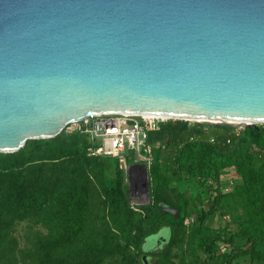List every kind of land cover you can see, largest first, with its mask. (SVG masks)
Returning a JSON list of instances; mask_svg holds the SVG:
<instances>
[{"label":"water","instance_id":"95a60500","mask_svg":"<svg viewBox=\"0 0 264 264\" xmlns=\"http://www.w3.org/2000/svg\"><path fill=\"white\" fill-rule=\"evenodd\" d=\"M94 115L264 124V0H0V152Z\"/></svg>","mask_w":264,"mask_h":264},{"label":"trees","instance_id":"16d2710c","mask_svg":"<svg viewBox=\"0 0 264 264\" xmlns=\"http://www.w3.org/2000/svg\"><path fill=\"white\" fill-rule=\"evenodd\" d=\"M146 142L149 203L140 211L128 203L118 158L88 154L79 130L0 152V264H17L5 243L13 223L28 218L46 232L32 253L20 251L23 264H143L144 255L150 264H264V124L242 129L167 119ZM227 169L233 178L224 192ZM161 204L180 209L179 216ZM217 212L235 228H211ZM161 228L165 240L145 249Z\"/></svg>","mask_w":264,"mask_h":264},{"label":"built area","instance_id":"2783aa9c","mask_svg":"<svg viewBox=\"0 0 264 264\" xmlns=\"http://www.w3.org/2000/svg\"><path fill=\"white\" fill-rule=\"evenodd\" d=\"M166 120L148 115H94L73 122L68 131L79 130L87 136L88 154L116 157L123 169L128 167L126 160L129 158L133 162H144L141 166H149L152 146L146 142L148 132ZM225 180L228 183L222 185L224 192L232 183L231 178Z\"/></svg>","mask_w":264,"mask_h":264},{"label":"rangeland","instance_id":"374dc122","mask_svg":"<svg viewBox=\"0 0 264 264\" xmlns=\"http://www.w3.org/2000/svg\"><path fill=\"white\" fill-rule=\"evenodd\" d=\"M68 126H72L68 125ZM66 131L70 130L68 127L65 128ZM142 161H132L130 163L126 162L128 167H124V181L127 185L128 191V203L136 211H140L141 206H144L149 203V177H148V166H141ZM130 165V167H129ZM120 166V164H119ZM121 167V166H120ZM122 168V167H121ZM233 174V169H227L226 175H223L222 179H230ZM233 178V176H232ZM183 186L186 187V192H190L195 188L193 181L188 179L183 182ZM221 213V212H220ZM194 219L193 215H190L184 220V224L190 225ZM208 224L211 228L223 227L226 224H229L230 229H234V224L231 223L228 215H221L218 212L215 213L208 221ZM46 230L37 223L34 219L28 218L22 221H15L13 226L9 231V239L7 238L5 245L11 247V252L16 259L17 264H23L20 259L22 254L20 251L23 250L28 253H32L31 246L38 240L39 237H42L45 234ZM160 235L166 237L168 235V230L161 228L159 230ZM156 243L154 236H149L144 243L145 249H149ZM10 251V250H9ZM175 253V248L173 250ZM177 261V257H174ZM152 261L149 258V264ZM219 261V259H218ZM211 264H216V261H213Z\"/></svg>","mask_w":264,"mask_h":264},{"label":"flooded vegetation","instance_id":"af4514ba","mask_svg":"<svg viewBox=\"0 0 264 264\" xmlns=\"http://www.w3.org/2000/svg\"><path fill=\"white\" fill-rule=\"evenodd\" d=\"M162 242V241H161ZM160 245V243L159 244H157V245H153L152 247H150L151 249H154V248H157L158 246Z\"/></svg>","mask_w":264,"mask_h":264}]
</instances>
